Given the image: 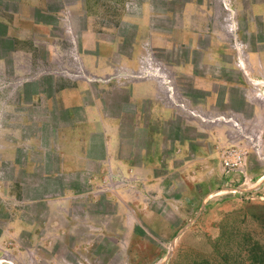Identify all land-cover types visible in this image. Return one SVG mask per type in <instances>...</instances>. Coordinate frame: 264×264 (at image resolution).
I'll list each match as a JSON object with an SVG mask.
<instances>
[{
    "label": "rangeland",
    "instance_id": "1",
    "mask_svg": "<svg viewBox=\"0 0 264 264\" xmlns=\"http://www.w3.org/2000/svg\"><path fill=\"white\" fill-rule=\"evenodd\" d=\"M0 264H264V0H0Z\"/></svg>",
    "mask_w": 264,
    "mask_h": 264
},
{
    "label": "crops",
    "instance_id": "2",
    "mask_svg": "<svg viewBox=\"0 0 264 264\" xmlns=\"http://www.w3.org/2000/svg\"><path fill=\"white\" fill-rule=\"evenodd\" d=\"M152 93H153V90L151 91V89H150L149 94H152ZM98 111H99L100 116L98 117L97 121L99 120V123L96 120H95V126H93L92 122L85 123V126H84L86 128L84 130L85 131V136H90L91 133H92V131L95 128L98 129V127H99V129H101V132L105 136L104 141H108V142L109 141H112L113 140L112 138L115 137V135H116L114 133V130H113L114 123L116 125L120 119L118 120L114 116H108V117L107 116H104L103 117V111H102V109L98 108ZM95 118H96V115H95ZM102 119L105 121L104 123H103V120ZM100 121H102L103 124L102 123L100 124ZM105 124H107V125H105ZM80 145H82L84 147V149L86 150V152H87V149H86V145L87 144H86V142L85 141L84 142L81 141V144ZM73 148H75V147H73ZM73 148H71V149L68 148V150L67 149L65 150V152H67V156L68 157H67V160L65 161V164H63L62 167H61L62 171L65 172V173H67V172L68 173L69 172H74L76 169H78V167H72V166H70L71 164L69 162L72 161L71 160L72 158H73V161L74 160L76 161V163H79L80 160H81V164L79 165V167L81 168L80 170H82L83 168H85V165L83 164V160L85 158H87L88 155H86V153H84L82 150L79 151L78 149L75 150ZM112 152H113V150L110 151V153H109L110 156H112ZM78 153H79V155H78ZM107 156H108V153H107ZM147 157H149V155H147ZM100 161L102 162V159ZM112 163L113 164H116L117 163V164L125 165V166L127 165L129 167H131V166H134L135 167L136 166L135 163L132 162V159H130V158H120V159H118L117 155H115V156L113 155L112 156ZM149 183L151 184V182H149Z\"/></svg>",
    "mask_w": 264,
    "mask_h": 264
},
{
    "label": "built area",
    "instance_id": "3",
    "mask_svg": "<svg viewBox=\"0 0 264 264\" xmlns=\"http://www.w3.org/2000/svg\"><path fill=\"white\" fill-rule=\"evenodd\" d=\"M228 163V162H227Z\"/></svg>",
    "mask_w": 264,
    "mask_h": 264
}]
</instances>
